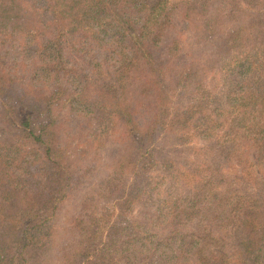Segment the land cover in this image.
<instances>
[{
    "label": "trees",
    "instance_id": "obj_1",
    "mask_svg": "<svg viewBox=\"0 0 264 264\" xmlns=\"http://www.w3.org/2000/svg\"><path fill=\"white\" fill-rule=\"evenodd\" d=\"M130 256L264 264V0H0V264Z\"/></svg>",
    "mask_w": 264,
    "mask_h": 264
},
{
    "label": "rangeland",
    "instance_id": "obj_2",
    "mask_svg": "<svg viewBox=\"0 0 264 264\" xmlns=\"http://www.w3.org/2000/svg\"><path fill=\"white\" fill-rule=\"evenodd\" d=\"M222 13H223V11H222ZM224 83H228V81H224ZM206 139L208 141L207 140H201V138L199 136H194L193 137V140H192V143H194V146L195 147H199L198 145H202L201 147H203V148H205V145L206 146H210V145H207V144H213L212 142L209 141L211 139H214L213 137L209 136ZM216 146H218V144H216ZM102 153H103V155H102L101 163L103 165L113 164L114 163L113 160H112V157H113L114 154L113 153H110L109 149L108 150L106 149V151L105 152H102ZM206 156H207L206 150L204 149L201 154H198L195 157L198 159V161L202 162L206 158ZM106 174H107V170L104 167H101L100 170L93 177V180L94 181H98L100 179H104V177H107ZM65 202L66 203L63 205L62 209L58 213V220L60 221V220H63L64 219L63 220L64 221V225H63V221L61 223V225H63V226H61L62 228H67L68 227L67 226L68 223L66 222V218L69 217V213L71 211H73V206L70 203V201H65ZM100 205H101V207H100L101 209H104V208L106 209L109 206L110 215H112L113 218H114V208H112V206H111L112 205L111 201H108V203H106L105 205H104V202H101ZM101 227L104 230V228L106 227V221L102 220ZM59 232H60V235L61 236H64L66 234L63 229H60ZM161 234L162 233L159 230L157 232V234L155 235V237L153 238L154 243H156L159 240ZM128 253L129 252H127V254ZM112 255H114V254H112ZM102 256L104 257L105 260H107L108 258H110V256H108L106 254L105 255H102ZM130 258H131V263L130 264H135L136 262L139 264V260L143 263L146 257H144V260L143 261L141 259L134 260V257H132V256H130ZM119 259L121 261V264H123V258L120 257ZM147 260H149V259H147ZM53 264H58V262L55 261V263L53 262ZM127 264H129V263H127Z\"/></svg>",
    "mask_w": 264,
    "mask_h": 264
}]
</instances>
